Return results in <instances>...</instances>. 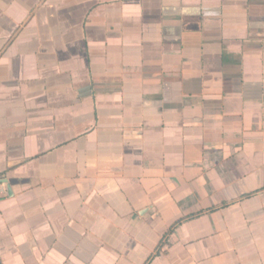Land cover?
Masks as SVG:
<instances>
[{"label": "crops", "instance_id": "1", "mask_svg": "<svg viewBox=\"0 0 264 264\" xmlns=\"http://www.w3.org/2000/svg\"><path fill=\"white\" fill-rule=\"evenodd\" d=\"M0 264H264V0H0Z\"/></svg>", "mask_w": 264, "mask_h": 264}]
</instances>
